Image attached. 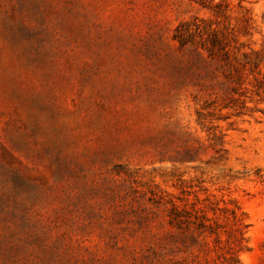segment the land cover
Segmentation results:
<instances>
[{"label": "rangeland", "instance_id": "1", "mask_svg": "<svg viewBox=\"0 0 264 264\" xmlns=\"http://www.w3.org/2000/svg\"><path fill=\"white\" fill-rule=\"evenodd\" d=\"M227 240L264 264V0H0V264H235Z\"/></svg>", "mask_w": 264, "mask_h": 264}, {"label": "trees", "instance_id": "2", "mask_svg": "<svg viewBox=\"0 0 264 264\" xmlns=\"http://www.w3.org/2000/svg\"><path fill=\"white\" fill-rule=\"evenodd\" d=\"M186 24H181L177 27L174 35V39L178 41L179 45L182 47L186 45V34L189 32L188 28L185 29H179V27H184ZM204 46V45H203ZM214 46V45H212ZM210 54L212 55V49L211 48H205ZM196 51V49H195ZM199 54V52L197 51ZM170 228L174 229L175 231H178L179 233H184V231L191 230L192 227L197 231L198 235L202 234H208V235H214L215 241L217 242V239H219V232L215 230V227H217V224L215 222L211 223L210 219H208L205 215H198L196 212L192 211H186V210H177L172 209L169 218L167 221ZM226 245V251L225 254L227 257L223 256L222 258L224 261H234L235 264H237V260L233 253L231 252V243L228 242V240L225 243Z\"/></svg>", "mask_w": 264, "mask_h": 264}]
</instances>
